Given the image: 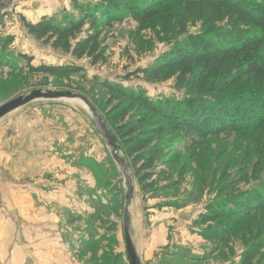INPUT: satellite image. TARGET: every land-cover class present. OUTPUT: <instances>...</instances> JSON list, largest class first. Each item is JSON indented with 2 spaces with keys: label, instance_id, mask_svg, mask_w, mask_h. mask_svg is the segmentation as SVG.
<instances>
[{
  "label": "rangeland",
  "instance_id": "obj_1",
  "mask_svg": "<svg viewBox=\"0 0 264 264\" xmlns=\"http://www.w3.org/2000/svg\"><path fill=\"white\" fill-rule=\"evenodd\" d=\"M75 1L87 2L16 0L7 8L0 37L14 38L10 62L16 67L0 64V108L34 92H70L84 97L115 136L119 124L136 115L144 121L146 115L138 104L111 94L95 80L142 88L153 98H182L184 90L177 88L175 78L149 81L136 73L169 55L189 35L200 34L202 22L189 24L184 33L176 27L172 34L162 26L143 29L129 15L99 33L88 21L71 44L99 34V56L79 60L72 50L46 42L48 37L33 36L23 22L42 26L64 11L77 13ZM18 56H29L34 66L76 64L84 75L32 74ZM250 87L246 80L240 84L242 90ZM91 114L80 99L38 98L1 118L0 264H129L124 177ZM153 120L149 116L139 129L160 125ZM238 125L240 129L211 137L193 151L170 143L158 161L165 162L167 174L152 180L162 189L146 193V199L130 170L135 189L130 233L142 264H246L251 253L249 264H264V208L244 212L220 243L205 240L195 224L209 204L264 190V124L255 128L244 120ZM171 135L163 133L155 144L177 136ZM120 154L124 156L121 149ZM174 201L185 206L157 207ZM83 237L93 246L82 242Z\"/></svg>",
  "mask_w": 264,
  "mask_h": 264
},
{
  "label": "trees",
  "instance_id": "obj_2",
  "mask_svg": "<svg viewBox=\"0 0 264 264\" xmlns=\"http://www.w3.org/2000/svg\"><path fill=\"white\" fill-rule=\"evenodd\" d=\"M74 8L77 13L64 11L42 26H34L25 19L23 22L33 36L42 40L48 37L46 42L72 50L79 60L99 56L96 43L99 34L71 44L88 21L90 29L99 33L101 27L129 15L143 29L162 26L172 34L176 27L184 33L189 24L202 22L200 34L189 35L169 55L136 73L149 81L175 78L177 88L184 90L182 98H153L142 88L129 89L121 82L95 80L111 94L144 110V121H139L136 115L115 129L117 144L138 180L144 199L146 193L162 189L156 188L152 180L167 174L165 162L158 161L170 143L182 144L193 151L211 137L240 129L238 121L248 120L255 128L264 124V0H87L86 4L75 1ZM5 37L8 35L0 37V64L14 70L16 63L10 62L14 38ZM18 57L28 64L32 74L84 75L76 64L34 66L29 56ZM245 80L253 87L240 89ZM149 116L160 125L140 130ZM165 132L177 136L155 144ZM184 204L174 201L157 207L180 210ZM263 208L261 187L229 201L209 204L195 224L201 227L200 235L205 240L220 243L237 226L244 212ZM83 239L86 245L93 246L91 239ZM252 255L247 256L246 264Z\"/></svg>",
  "mask_w": 264,
  "mask_h": 264
},
{
  "label": "water",
  "instance_id": "obj_3",
  "mask_svg": "<svg viewBox=\"0 0 264 264\" xmlns=\"http://www.w3.org/2000/svg\"><path fill=\"white\" fill-rule=\"evenodd\" d=\"M16 0H1L0 1V19L5 14L7 8L12 5L13 2ZM38 98H47V99H54L57 100L59 98L69 99V100H78L85 102L87 106H90V109L92 111L91 117H93V122L96 131L100 134V136L103 139H106L108 142V145L111 147V156L113 160L117 163L119 166L121 173L124 177L125 181V188L127 189L126 192V210H125V227H124V233H125V248H126V255L128 258L129 264H142L140 262V258L137 252V249L134 247L132 235L130 233V225H131V218H130V208L133 205L132 201L135 195V189H134V180L133 176L130 173V164L128 160L124 158L120 154V145L117 144V140L114 136V134L109 131L107 125L105 122H103L102 118L97 115L95 109L90 105L87 100L78 95V94H72L70 92H53L49 91L48 93L41 94L40 92H34L29 97H18L14 101H11L9 103L4 104L0 108V121L1 118L4 116L14 112L15 110L22 108L26 105H29V103L35 99Z\"/></svg>",
  "mask_w": 264,
  "mask_h": 264
},
{
  "label": "crops",
  "instance_id": "obj_4",
  "mask_svg": "<svg viewBox=\"0 0 264 264\" xmlns=\"http://www.w3.org/2000/svg\"><path fill=\"white\" fill-rule=\"evenodd\" d=\"M47 201H49L48 199H47ZM68 207V206H67ZM70 207H68V209H69ZM55 220V219H54Z\"/></svg>",
  "mask_w": 264,
  "mask_h": 264
}]
</instances>
